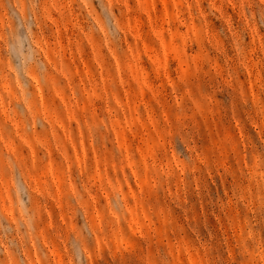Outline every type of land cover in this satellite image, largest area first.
Returning <instances> with one entry per match:
<instances>
[{"label":"rangeland","instance_id":"obj_1","mask_svg":"<svg viewBox=\"0 0 264 264\" xmlns=\"http://www.w3.org/2000/svg\"><path fill=\"white\" fill-rule=\"evenodd\" d=\"M0 264H264V0H0Z\"/></svg>","mask_w":264,"mask_h":264}]
</instances>
